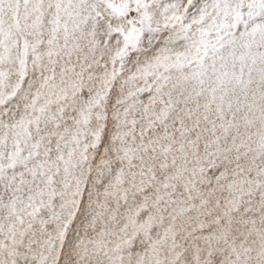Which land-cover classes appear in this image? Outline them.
I'll list each match as a JSON object with an SVG mask.
<instances>
[{
  "label": "snow or ice",
  "instance_id": "snow-or-ice-1",
  "mask_svg": "<svg viewBox=\"0 0 264 264\" xmlns=\"http://www.w3.org/2000/svg\"><path fill=\"white\" fill-rule=\"evenodd\" d=\"M0 264H264V0H0Z\"/></svg>",
  "mask_w": 264,
  "mask_h": 264
}]
</instances>
